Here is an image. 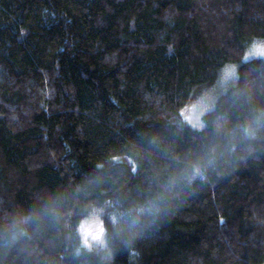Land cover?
<instances>
[{"label":"trees","instance_id":"16d2710c","mask_svg":"<svg viewBox=\"0 0 264 264\" xmlns=\"http://www.w3.org/2000/svg\"><path fill=\"white\" fill-rule=\"evenodd\" d=\"M253 43L264 0H0V264H264Z\"/></svg>","mask_w":264,"mask_h":264},{"label":"rangeland","instance_id":"374dc122","mask_svg":"<svg viewBox=\"0 0 264 264\" xmlns=\"http://www.w3.org/2000/svg\"><path fill=\"white\" fill-rule=\"evenodd\" d=\"M264 48V45H260L259 43H253L250 44L245 51L246 55L249 57H252L253 55L258 54V49ZM245 56V55H244ZM245 56V57H248ZM235 66V65H234ZM233 65H227L222 69L221 76L219 82L216 84V87H211L206 92H203L199 95V97H196L195 100L188 102L187 104L183 105L179 112L181 115V118L190 123L193 126H200V116L203 112L207 111L211 105L213 104V101L215 98L228 86L230 85L234 79L235 76V67ZM233 73V77L231 79L228 78V74ZM97 225L94 226V224H91V226H87L85 228V231L88 232V237H91L94 235L97 229Z\"/></svg>","mask_w":264,"mask_h":264},{"label":"snow or ice","instance_id":"6c2138e0","mask_svg":"<svg viewBox=\"0 0 264 264\" xmlns=\"http://www.w3.org/2000/svg\"><path fill=\"white\" fill-rule=\"evenodd\" d=\"M258 54L262 57H264V48L258 49ZM249 57H245V60H248ZM233 77V73L228 74V78L231 79Z\"/></svg>","mask_w":264,"mask_h":264}]
</instances>
